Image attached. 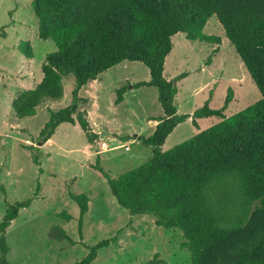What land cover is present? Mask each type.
<instances>
[{"label": "trees", "instance_id": "obj_1", "mask_svg": "<svg viewBox=\"0 0 264 264\" xmlns=\"http://www.w3.org/2000/svg\"><path fill=\"white\" fill-rule=\"evenodd\" d=\"M32 8L39 38L51 39L56 50L45 55L41 79L12 99L15 116H32L44 101L59 100L62 78L74 79L70 104L50 111L37 143L44 144L65 122L77 124L92 143L98 134L91 129L86 111L78 110L88 100L79 95L80 88L123 61L142 63L149 79L117 88L114 103L121 102L126 91L156 88L162 115L152 118L156 121L152 133L142 137L151 155L117 176L98 161L92 166L105 178L119 206L130 214H150L156 226L181 232L189 264H264V0H32ZM213 15L261 98L226 116L223 111L233 98L228 87L219 108L209 107L207 100L191 114L178 113L177 81L186 72L173 79L163 75L171 38L183 33L188 40L219 45L220 36L203 32ZM19 47L27 58L32 57L28 41H20ZM217 51L211 49L212 54ZM210 116L219 120L162 150L178 124L190 118L197 128L198 118ZM37 159L34 151L33 161ZM70 198L79 209L80 232L89 198L72 192ZM30 201L6 204L0 220V264H7L6 228ZM49 235L71 241L61 227H53ZM116 242L117 236L99 240L74 264H90L100 248Z\"/></svg>", "mask_w": 264, "mask_h": 264}, {"label": "rangeland", "instance_id": "obj_2", "mask_svg": "<svg viewBox=\"0 0 264 264\" xmlns=\"http://www.w3.org/2000/svg\"><path fill=\"white\" fill-rule=\"evenodd\" d=\"M37 25L32 0H0V220L6 204L31 199L6 228L7 264H74L87 254L89 246L112 236H117V242L100 248L90 264H189V252L181 246V232L156 226L150 214H130L119 206L105 178L92 166L98 161L117 176L151 155L142 137L152 133L146 117L162 115L156 88L141 86L126 91L124 100L114 103L116 89L127 82L148 80V69L140 62L123 61L80 88L79 95L88 100L79 104L78 110H85L90 127L100 131L92 143L77 124L66 122L58 125L50 140L37 143L50 111L70 104L74 86L73 77L64 76L59 100L44 101L32 116H15L12 99L41 79L45 55L56 50L51 39L39 38ZM203 32L220 36L221 43L188 40L183 33L171 38L172 50L165 58L163 75L173 79L186 72L177 81V112L191 114L207 100L209 107L219 108L228 87L234 94L223 111L226 116L260 100L216 16L208 19ZM20 41L30 43L31 58L20 50ZM213 47L220 48L219 52L212 54ZM209 57L210 64L203 67ZM199 87L202 89L193 94ZM218 120L215 116L200 119L197 131L190 118L186 119L167 136L163 150ZM101 141L108 149L102 150ZM34 151L37 162L33 161ZM71 192L89 198L80 232L79 209L70 198ZM53 227L63 228L73 242L52 239L49 231Z\"/></svg>", "mask_w": 264, "mask_h": 264}, {"label": "crops", "instance_id": "obj_3", "mask_svg": "<svg viewBox=\"0 0 264 264\" xmlns=\"http://www.w3.org/2000/svg\"><path fill=\"white\" fill-rule=\"evenodd\" d=\"M210 45V44H209ZM213 48H215V47H213ZM212 49V48H211ZM219 49L220 48H218V51L216 52V53H218L219 52ZM171 52V51H170ZM215 53V54H216ZM214 56V55H213ZM203 67H205V64L203 65ZM97 79V78H96ZM95 79V80H96ZM167 79H169V78H167ZM95 80H92V81H89V82H94ZM88 82V83H89ZM86 85V84H85ZM202 88L201 87H199V88H197L194 92H193V94H195L196 92H198V91H200ZM130 91V90H129ZM233 94H234V92H233ZM235 96V95H234ZM87 99H88V97H87ZM123 100H124V98H123ZM122 100V101H123ZM175 100V99H174ZM121 101V102H122ZM121 102H119V103H121ZM162 110V109H161ZM203 118H205V117H203ZM203 118H198L197 119V124H198V122H199V120L200 119H203ZM191 120V119H190ZM146 123H148V126H149V128L150 129H152V131H153V129H154V126H155V124H156V121L155 120H153L151 117H146ZM196 128V127H195ZM92 129V128H91ZM93 130V129H92ZM196 130L198 131V128H196ZM56 131V130H55ZM95 133H97L98 134V136L100 137V131L99 130H93ZM117 134V133H116ZM134 135H136V134H134ZM52 137V136H51ZM48 140H50V139H48ZM47 140V141H48ZM165 142V141H164ZM123 144V143H122ZM121 144V145H122ZM164 144V143H163ZM111 148V147H110ZM112 149V148H111ZM111 149H109V150H111ZM162 150H163V145H162ZM102 152V151H101Z\"/></svg>", "mask_w": 264, "mask_h": 264}, {"label": "built area", "instance_id": "obj_4", "mask_svg": "<svg viewBox=\"0 0 264 264\" xmlns=\"http://www.w3.org/2000/svg\"><path fill=\"white\" fill-rule=\"evenodd\" d=\"M121 146H123L126 150L128 149V147L126 145H124V144H122ZM101 148H102V150L108 149L107 143L104 142V141H101ZM109 149H111V148H109Z\"/></svg>", "mask_w": 264, "mask_h": 264}, {"label": "water", "instance_id": "obj_5", "mask_svg": "<svg viewBox=\"0 0 264 264\" xmlns=\"http://www.w3.org/2000/svg\"><path fill=\"white\" fill-rule=\"evenodd\" d=\"M134 137H137L138 139H140V136L134 135Z\"/></svg>", "mask_w": 264, "mask_h": 264}]
</instances>
